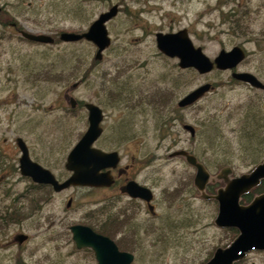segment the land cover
I'll return each instance as SVG.
<instances>
[{"label":"rangeland","instance_id":"374dc122","mask_svg":"<svg viewBox=\"0 0 264 264\" xmlns=\"http://www.w3.org/2000/svg\"><path fill=\"white\" fill-rule=\"evenodd\" d=\"M28 1L24 0L25 5ZM42 1H35V5L38 2L37 21ZM112 1L118 0H51L45 7L49 25L42 28L57 37L63 28L86 29ZM125 2L127 11L121 12L112 24L113 42L104 51L102 60H95L97 47L89 42L34 46L24 43L11 29L6 31L7 37L0 41L3 156L8 163L18 162L16 138L21 136L47 168L59 177H66L67 155L89 126L87 110L80 105L73 111L70 97L96 102L105 113V132L99 144L120 151L121 164L139 158L147 181L156 186L158 214L140 211L135 218L126 221L131 227L142 228L135 235L136 239L125 236L126 239L121 240V244L130 247L129 252L135 254L132 264H202L218 247H227L235 237L234 232L217 226L219 203L214 196L232 177L250 173L264 159V144H257L255 139L259 127L246 124V130L241 128L250 103L264 107V96L232 81L228 71L200 74L194 68L182 69L178 59L161 54L157 48V31L182 28L189 29L195 44L202 46L212 59L222 48H230L233 38L221 29L219 0ZM244 2L249 5V14L243 21L264 26V0ZM69 50L87 58L81 71L77 69L79 75L69 83L38 78L50 66L52 55ZM255 61L258 62L257 58ZM248 65L256 68L254 63ZM88 68V80L80 83ZM76 82L78 86L73 87ZM207 82L216 84L210 93L189 108H178L180 97ZM111 91L115 94L111 95ZM164 93L166 103H158ZM165 118L168 122L163 127L161 121ZM186 122L197 126L196 139L192 140L183 129ZM262 128L260 136H264V126ZM241 130H245L248 139ZM186 147L194 151L211 172L206 191L195 186L197 170L194 167L183 157H170L173 151ZM227 167H231V172L224 179L223 170ZM19 175V172L8 173L7 178L0 176V181L22 192L30 180ZM52 192L48 207L50 217L44 221L49 223L46 228L51 229L39 231L48 236L36 237L32 244L40 251L27 261L30 264H97L90 251L74 253L72 237L64 233L74 222L83 219L92 222L94 190L74 187L62 193ZM251 194L255 197L259 192ZM71 197L73 205L68 210L67 202ZM241 202L249 204V200L241 199ZM23 225L27 228L26 223ZM34 229L32 232H38ZM236 264H264V251H252Z\"/></svg>","mask_w":264,"mask_h":264},{"label":"flooded vegetation","instance_id":"af4514ba","mask_svg":"<svg viewBox=\"0 0 264 264\" xmlns=\"http://www.w3.org/2000/svg\"><path fill=\"white\" fill-rule=\"evenodd\" d=\"M16 1L17 2H14L13 0H0V41H3V39L7 37L6 31L8 29H11L10 31L13 32L12 34L18 35V38L24 41V43L34 45V46L35 45H47V44L51 45V44H57V43H66V45H76L77 43L89 42V43H92L96 47V45L93 42L88 41L86 39H81L79 41H63V40H60V35L62 32L82 33L86 31L89 28V26L99 17L101 13L109 10L113 5H118L119 10H118L117 15L112 17L106 23L109 35L112 39V36H111L112 24L118 19L121 12L127 11V8H125L127 7L126 2H125L126 0H118L116 2L114 1L109 2L107 9L99 13L98 16H96V18L90 22L89 26L86 29L75 30V29L63 28L58 32L59 37H57L53 33H49L51 36L55 38V41L53 43H43V42H37V41L28 39L25 36V33L47 34L46 31H44L42 27L49 25V22L47 19L48 16L46 14L45 7L49 4L48 2H50L51 0H43L40 3V6L42 8H40V13L38 14V17L40 18V20L38 21L36 19L37 17H36L35 11L38 7L37 6L38 2H40L41 0H37L38 2L36 3V5H35L36 0L28 1L26 5H25L24 0H16ZM244 1H248V0H219V5L217 6V10L220 11L222 21H223V25L221 26V29L225 34H228L227 36L233 38L232 46L228 49L222 48L220 52L222 50L230 51L234 47H239L241 49V53L243 54V57H241V59L237 61V65L232 68L228 67L226 69H219L215 66L212 71L214 70L228 71L232 77V81L237 82L239 85L248 86L252 88L254 91H256L259 95L262 94L264 96V88L253 86L252 84L246 81L236 79L233 76V73H236V72H249L255 75L256 78L264 84V26H253L243 21L245 15L249 14V11H248L249 5L248 3ZM245 8L246 10H244ZM43 13L44 15L42 16ZM182 29H187L189 36L194 42L189 29L188 28H182ZM182 29H179V30L173 29L172 31H169V32L157 31L155 33L156 44H157V48L160 51V53L169 58L178 59V64L180 63V59L178 57H171L165 54L158 47L157 34L160 32L173 33V32H178ZM257 29H261V30L257 31ZM254 33H259V34H254ZM112 42L113 41H111V44ZM195 46L197 45L195 44ZM203 51H204V48H203ZM215 58L213 59L211 58V59L214 60ZM256 58L259 63L255 61ZM249 63H254L256 65V68L254 69L253 67H249V65L247 66V64ZM190 68H193V67H190ZM190 68H182V69H190ZM212 71L208 73H211ZM208 73H205V74H208ZM211 84H212V87L210 91H208L201 99H199V101L202 100L208 93H210L215 88L216 84L215 85L213 83ZM117 94L121 95L120 92H118ZM185 95L186 94H184L182 97H184ZM257 100L260 101L259 99ZM86 102H93V101L77 99V104L74 107L71 105L72 107L71 109H73V111H76L80 105H83V107L87 110L85 106ZM196 103L185 106V107H181L178 105V102H177V105H178V108L185 109V108H189L195 105ZM256 107H258L256 106V104L254 106V103H250V107L246 111L244 124L241 125V128L246 130L247 129L246 124L253 125L254 127H256L255 125H257L259 129L257 128L258 130L255 132V135L257 136L255 137L256 143L264 144V136L259 135L260 131L263 129L262 127L264 126V107L263 106L258 107V109ZM104 119H105V113H104ZM103 121L101 123L103 127V132L101 136L94 143V146L104 151H107V152H111V151L119 152L120 161L116 167H106V168L101 169L100 171L101 173L109 174L112 180V183L110 185L94 186V187L92 186H71L69 187V188L80 187V188L93 189L96 194V198L95 200H93V203H92V205H95V206L91 208L92 222L87 223L86 220L84 219L79 222H74L70 224L68 228L65 229V232H64L67 236L70 235L72 237V242L74 243V246H75V248H73L74 253L86 250V251L92 252L95 258H96V254L92 248L90 247L79 248L77 246L74 240V234L72 231L73 226L75 225L88 226L91 229H93L95 232L102 234L104 236H107L110 239L114 240L121 251L129 252L128 249L130 247H128L125 244L122 245L121 240L126 239L125 236H127L128 239H131V238L136 239L135 235L137 236V234H139V230H142V228L137 229L136 227H131L132 224L130 225L126 221H128L131 218H135L136 215L140 213V211L141 213H152L155 216L158 214L157 212L158 205L156 202L158 197H157V192H156V186L153 185L152 182L149 183L147 181L148 178L146 174H143L141 160L137 157H134L132 160H129L127 163L121 164L122 155L120 151L116 149H107L99 144V142L103 140L104 132H105ZM185 124H191V123H188V122L183 123V129L190 134V138L192 140L196 139L197 133H198L197 126L192 124L195 127V135L192 136L191 132L184 128ZM260 128L262 129L260 130ZM245 130H241V133L244 134L245 137L248 139V137L245 134ZM19 137L21 136H18L16 138L17 150L15 152L18 154V162L14 164L8 163L7 158L6 159L4 158L2 145L0 144V150L2 151L0 153V176L7 178L8 173L14 174L16 172H19L21 174V176L19 175V177H21L22 179L28 178L30 180V183L27 185L26 188H24V191L22 190V192L20 191V189H17L16 186H12V189H11L9 186L2 185L3 182L5 181L3 182L0 181V194H2L0 196V264H30V261L28 260L29 261L28 262L27 258L31 260V257L34 256L38 251H40V248L39 247L36 248L32 244V242L36 239V237H39L41 235H43L44 237L48 236V234H46L45 232H39V231H41L42 229L43 231L44 230L50 231L51 229V227L48 229L46 228V226L49 225V223L44 222V221H46L50 217L48 214V207H50V204H51L50 198L53 196L52 191H55V190L52 187V185L46 184V183L35 182L31 177L23 175L21 173L20 157L22 155V151L18 145ZM25 142L28 146L29 154L32 160L40 163L41 165H43V167L47 168L45 164H43L37 157L34 156L33 149L30 147L28 142L26 140ZM181 149H185L189 153L196 155L194 151H192L188 147L181 148ZM68 155H67V158H68ZM175 157H178V156H175ZM179 157H183L186 160L184 156L179 155ZM196 157L198 158L199 162L203 163V161L199 158L198 155H196ZM67 158H66V163H67ZM263 161L264 159L262 160V162ZM65 167H66V164H65ZM228 168L229 167H227L226 169ZM226 169L223 170L224 176L222 178L224 179H226L227 174L231 172V169H230L229 173H225ZM71 174H72V171L68 170V174L66 177L65 176L59 177L56 174L55 175L60 181H64L69 176H71ZM263 180L264 179H262L260 183H258L256 186H259ZM133 182L138 183L141 186L148 187L149 189L152 190L153 198L151 199L150 202H148L145 198H142L140 196H133L128 191L129 184ZM256 186H254L247 193L243 194L241 198L243 199V197L246 196V199H248L250 203L255 197L263 194L264 191L259 192V195L252 197L251 192L255 191L254 188ZM37 187H40V188L37 189ZM67 189H64L58 192L55 191V192L62 193L63 191ZM23 199L26 200L27 202H22ZM118 203H122L123 205L118 206ZM116 204L119 208H113V206H115ZM71 205H73L72 197L67 202L68 210L72 209ZM36 218L38 221L37 220L34 221ZM30 222L32 224L29 227ZM24 223H26L27 228L24 227L23 225ZM127 224H129V228L126 227ZM219 227L222 228L223 230L234 232L235 237L233 238L232 242L237 238V236L240 233L237 227H231V226L230 227L219 226ZM34 228H36L38 232H32L33 230H35ZM132 228H134L135 230H132ZM252 251H264V250L256 249ZM250 252H248L243 259H245ZM242 260L236 261L234 264L239 263ZM97 264H98V260H97Z\"/></svg>","mask_w":264,"mask_h":264},{"label":"water","instance_id":"95a60500","mask_svg":"<svg viewBox=\"0 0 264 264\" xmlns=\"http://www.w3.org/2000/svg\"><path fill=\"white\" fill-rule=\"evenodd\" d=\"M118 5H113L109 10L101 13L99 17L82 32H62L60 40L79 41L86 39L93 42L96 47V60H102L104 51L111 44V37L107 28V21L117 15ZM25 36L37 42L53 43L55 38L50 34L25 33ZM158 47L171 57L180 59L182 68H195L199 73L205 74L214 69L232 68L243 57L241 49L234 47L230 51L222 50L212 60L201 46H195L187 29L178 32L157 34ZM236 79L246 81L253 86L264 88V84L255 75L249 72L233 73ZM76 82L73 87L78 86ZM212 87L211 83H204L188 92L182 97L178 105L185 107L199 101ZM70 104H77L75 97H70ZM88 110L89 126L80 140L70 151L66 168L72 171L64 181H60L54 172L33 161L29 154L28 146L22 137L18 138V145L22 151L20 157V169L23 175L31 177L35 182L52 185L55 191H62L71 186H104L110 185L112 180L108 173H101L106 167H116L120 161L119 152H107L94 146L101 136L104 119V111L94 102H86ZM184 128L195 135V127L185 124ZM184 156L186 161L196 168L194 179L195 186L200 191H205L211 178V172L196 155L185 149H179L170 154L171 157ZM230 168L225 170L229 173ZM264 179V161L259 163L250 173L233 177L224 188H220L215 196L219 203V212L216 224L221 227H237L240 231L237 238L227 247H218L213 256L203 264H234L242 260L252 250H264V193L255 197L252 202L245 205L241 203V197L260 181ZM131 186V187H130ZM133 187V188H132ZM137 190V191H136ZM128 191L133 196L145 198L148 202L153 198V192L148 187L138 183H130ZM74 240L79 248L90 247L95 251L98 264H132L135 255L128 251H121L116 242L107 236L95 232L88 226L75 225L72 227Z\"/></svg>","mask_w":264,"mask_h":264},{"label":"trees","instance_id":"16d2710c","mask_svg":"<svg viewBox=\"0 0 264 264\" xmlns=\"http://www.w3.org/2000/svg\"><path fill=\"white\" fill-rule=\"evenodd\" d=\"M49 59H50L49 61L50 66L45 68L43 72L38 75V78L40 80H47L51 82H66V83L71 82L75 78V76L79 75V72L81 71V66L84 65V63L87 61V58L85 57L84 54L82 55L78 51L75 52L74 50H69V52L59 51L54 55H52ZM77 69L79 70V72ZM89 73H90V69L88 68L83 74L82 79H80V83L88 80ZM103 87L107 88V86L104 85ZM114 94L115 93L111 91V95ZM163 95H164L163 100H161L158 103H162V104L166 103L164 99H166L167 95L165 93ZM167 122H168L167 118L162 119L161 126L165 127ZM260 162H262V160L259 161L258 164ZM254 190L258 192L264 191V180L261 182L259 186H256ZM244 200L246 201L248 200L246 199V196L243 197L242 201L244 202ZM210 258H208L206 261H208ZM206 261H204L203 263H205Z\"/></svg>","mask_w":264,"mask_h":264}]
</instances>
